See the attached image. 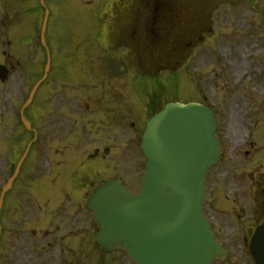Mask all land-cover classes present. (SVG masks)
Instances as JSON below:
<instances>
[{"label":"rangeland","instance_id":"obj_1","mask_svg":"<svg viewBox=\"0 0 264 264\" xmlns=\"http://www.w3.org/2000/svg\"><path fill=\"white\" fill-rule=\"evenodd\" d=\"M16 1L17 4L23 3V0ZM28 1L31 6V0H25L26 3ZM46 3L48 17L45 42L50 53V65L46 81L36 93L34 103H40L38 108L42 111L41 116L47 115L56 102L52 92L56 94L61 132L57 137L58 153L54 155V162L64 163H57L55 170L48 163V157L51 156H48L50 136L47 130L43 132L41 142L44 143L46 139L48 153L38 154L34 135L21 133L13 141L20 155L28 150L27 144H30V149L24 159L20 158L17 175L10 190L4 194L11 218L5 217L3 212L0 215V264H22L24 261L31 264L68 262L66 258H56L55 255L41 258L42 254L32 248L40 242L44 244L38 237L45 233L46 223L55 218H51V215L58 214L52 206L54 198L60 197V193H55L53 190L57 189L52 190L47 184L54 175L60 180L59 175L64 171L66 162H71V167L78 165L76 161L81 159L83 153L93 155L92 150L101 148L100 143H105L106 139L98 142L96 133L91 131H87L91 135L89 138L85 137V140H79L76 144L75 138L66 137L68 141L63 139L61 135H65L66 127H71V123L66 125L68 114L64 105L65 96L73 97L75 108L78 107L76 100L85 97L88 98L87 102H101L106 115L109 108L118 111L108 120L105 116H98L114 139L110 141L112 143L109 147L116 153H110L101 162H92L90 159L89 177L90 181L98 182L102 177H120L130 192L137 190L140 173L143 171L139 153H132L131 150L137 151L143 125L151 115L148 112L156 113L165 103L198 102L214 110L224 146L223 153L227 155L226 162L220 168L228 180L230 167L239 166L241 158L230 153L248 149L243 143L245 131L253 128L255 120H259L260 125L264 123V0H132L131 4L139 16L144 15L145 9L153 11V6L158 3L164 6V53H160L162 48H154L156 45L152 39L149 41L141 38L138 31L143 33L146 24L143 18L127 25L130 0H46ZM20 8L23 9L20 14L22 37L33 41V29L26 28L25 23H32L36 15L32 11H25L24 5ZM160 16L161 13L154 18L160 19ZM40 17L43 21L42 11ZM120 24L126 25L124 35L119 39V45L115 43L114 47H110L104 38L106 34L102 32L120 29ZM98 39L105 41L100 43ZM33 53L29 52L28 57L24 55L23 63L16 68L14 78L0 84V190L6 185L10 172L16 169L5 166L9 139L3 141L1 118L3 115L9 118L10 106L19 102L17 82L23 81V68L29 69L26 74L29 83L24 80L26 89L30 90L35 79L44 75L47 55L41 47L32 64L30 54ZM163 55L164 66L158 62ZM148 103L152 105L147 109ZM4 105L6 114H3ZM33 111L28 112L32 118ZM78 115L73 117H82ZM250 119L253 120L250 122ZM248 123L249 126L242 127ZM80 125H73V131L79 129ZM47 126L44 125L42 131ZM106 131L103 135L110 136ZM254 133L252 149L242 153H264L263 128L257 126ZM23 140L25 144L21 147L19 143ZM65 145H68L67 149ZM40 150L42 147H39ZM63 155L66 156L62 158ZM113 157H119V167L115 166L114 170ZM100 172L103 174L100 175ZM212 185L214 172L208 178V193L213 189ZM19 189H23L25 194L17 198ZM76 195L73 193V196ZM32 196L41 198L39 204L42 207L40 217L34 219V222L25 219L28 214L23 215L25 211L21 206L13 205L19 198ZM251 197L254 201L249 200L242 208H233L235 213L231 216L226 214V221L218 230L213 224L219 211L208 204L205 207L206 216L217 234V241L228 252L225 260L216 259L212 264H254L247 245L242 244L244 238L240 237V233L245 234L246 231L250 234L252 225L262 220L260 211L252 213L250 210L254 208L257 199L253 193ZM26 203L32 205L33 201ZM76 212L73 211V215ZM13 215H19V221ZM39 223H43V227L39 228ZM52 229L48 228L50 231ZM236 229L239 232L234 234ZM33 231H38L37 237H32ZM93 232L92 226L90 235ZM88 261L89 264H130L119 252L108 255L95 253L90 255L89 260L83 258V264Z\"/></svg>","mask_w":264,"mask_h":264},{"label":"water","instance_id":"obj_2","mask_svg":"<svg viewBox=\"0 0 264 264\" xmlns=\"http://www.w3.org/2000/svg\"><path fill=\"white\" fill-rule=\"evenodd\" d=\"M214 132L212 111L194 103L167 104L148 121L139 192L110 181L89 200L102 250L121 249L134 264H212L225 256L202 215L205 176L220 150ZM250 253L264 264V224Z\"/></svg>","mask_w":264,"mask_h":264},{"label":"flooded vegetation","instance_id":"obj_3","mask_svg":"<svg viewBox=\"0 0 264 264\" xmlns=\"http://www.w3.org/2000/svg\"><path fill=\"white\" fill-rule=\"evenodd\" d=\"M13 1V2H12ZM29 3V1H28ZM20 6L23 4H17L16 0H0V58L2 63L8 69V74L10 78H14V74L16 73V68L19 67L21 60L24 55L27 54L24 44L25 38L22 37L24 35L21 31V20L20 14L22 9ZM19 9V10H18ZM25 11L28 13L32 11L33 13L38 14L39 6L37 5H26ZM35 19L33 21H28L25 23L26 28H30ZM112 91V90H108ZM108 91L105 94H108ZM54 95L52 98L56 101L54 102L53 109L49 114L43 115L42 111L38 108L40 103H33L31 109L26 111V118L31 123V130L33 132L32 135L36 137V146H38V154L48 153L46 148V139L44 143H42L43 132L47 134L49 133V153L51 157L49 158L50 165L52 167H57V163H61L64 161H55L54 155L58 153L57 150V137L61 132L59 128V117L57 116V96ZM82 97L79 101L76 100V104L78 107L75 108L74 100L72 96L64 97V105L67 109V124L71 123V127H66L65 135H61L63 139L68 141L66 137L75 138V144L80 140H85L89 138L91 135L87 134V131L95 132V137H97V141L101 142L103 139H106L105 143H100L101 148H94L92 153L93 155L88 156V153H83L81 159L76 161L79 162L78 165L71 167V162H66L64 171L60 174V180H57V176H51V181L47 184L48 187H52L57 190H53L55 193L58 191L60 193V197L54 198L53 201V210L56 209L58 213L55 215L54 213L51 215V218L55 216L52 221H48L46 223V229H44L45 233H43L39 239L42 240L44 244L41 242L38 243L34 247L38 253H41L42 257H53L56 258H66L68 260L67 264H83V258L89 260L90 255L99 254L98 248L92 242L90 238V212L88 210V199H89V190L94 191L98 188L103 182L113 179L114 176H107L106 178L102 177L101 181H90L89 177V169L88 163L90 159L92 162L102 161L108 156L110 153H116L109 145L113 141L112 135L106 131V124L102 121L98 116H105V118L111 117V115L118 114L117 110L109 108L108 115H106L105 107L99 101L87 102V99ZM120 98V97H119ZM151 103H148V107H151ZM34 109L32 116L28 114L30 110ZM77 109V110H76ZM75 111V112H74ZM80 114V115H78ZM148 114H151L148 112ZM10 115V114H9ZM73 115H78L82 117H73ZM147 114H145L146 116ZM150 115V116H151ZM12 117V114L10 115ZM60 116V115H59ZM108 120V119H107ZM9 121V122H8ZM11 124V119L6 117L5 126L9 128ZM81 124L79 129L73 131L72 126ZM145 124V123H144ZM44 125H48L43 128ZM45 130V131H44ZM108 133L109 135H103V133ZM102 132V133H101ZM101 133V134H100ZM75 134V136H74ZM44 139V138H43ZM70 142V141H69ZM17 146V145H16ZM20 146V145H19ZM39 147H42V150L39 151ZM65 148H68V145H65ZM84 150H82L83 152ZM132 153H136L134 150H131ZM67 151H64L65 153ZM16 153H19L18 147L16 149ZM6 168L11 164V155H13V145L9 143L6 146ZM231 155H235L240 158L239 166L230 167L228 171L229 180L227 176H223V169L220 168L221 165L226 162L227 155L226 153H221L219 163L216 167L212 168L209 172L208 178L210 174L212 176V172H214V185H212L213 189H211L209 196L211 198V204L213 208H216L219 211V215H216L214 221V227L219 228L222 227L225 220V215L231 216L232 213L235 212L232 210L233 208L239 209L242 208L244 204H246L249 200H252V193L256 195L257 199L254 203V208H250L252 213L254 211H260L262 214V220L252 225V229L250 234L246 231L245 234L240 233V237L242 236L244 239L249 237L254 229L260 225L264 221V153H230ZM46 156V155H45ZM66 155H63L64 158ZM119 157H113V169L114 170L118 166ZM57 160V159H56ZM119 167V166H118ZM117 167V169H118ZM102 172H100L101 175ZM56 174V171H55ZM65 176H62V175ZM103 174V173H102ZM220 174V175H219ZM95 175H99L95 173ZM26 180V179H25ZM58 181V182H57ZM60 181V182H59ZM63 181V182H62ZM71 190L82 191L71 192ZM84 190V191H83ZM74 194H78L73 196ZM23 189L17 190V198L20 196H24ZM5 198V197H4ZM23 201V202H22ZM32 202V205L27 204L26 202ZM41 198L38 197H25L23 199H17L16 203L13 205L21 206V208L25 211L23 215H27L25 217L28 220H32L33 222L40 217V206ZM6 203V204H5ZM4 205L6 208L4 209ZM16 210V209H15ZM17 211V210H16ZM19 211V210H18ZM73 211L76 212V215H73ZM2 212L5 217L11 218V214L9 212L8 201L6 202L3 199ZM251 213V214H252ZM61 215V217H60ZM16 216V220H18L19 215ZM75 218V219H74ZM86 218V219H85ZM24 219V220H25ZM35 219V220H34ZM19 221V220H18ZM40 222V221H37ZM39 228L43 227V223H39L37 225ZM84 227L86 229L84 230ZM242 227V226H241ZM48 228H53L51 231ZM239 232L238 229L235 230L234 234ZM242 232V230H241ZM233 234V235H234ZM38 231H33L32 237H37ZM232 236V234H231ZM52 238V239H48ZM48 239V240H47ZM46 240V242H45ZM8 260V259H7ZM9 261V260H8ZM41 263V261H39ZM17 264V263H16ZM22 264H31L29 261H24ZM89 264V261L86 262Z\"/></svg>","mask_w":264,"mask_h":264},{"label":"bare ground","instance_id":"obj_4","mask_svg":"<svg viewBox=\"0 0 264 264\" xmlns=\"http://www.w3.org/2000/svg\"><path fill=\"white\" fill-rule=\"evenodd\" d=\"M243 44V43H242Z\"/></svg>","mask_w":264,"mask_h":264}]
</instances>
